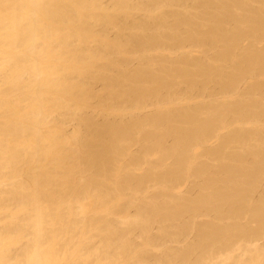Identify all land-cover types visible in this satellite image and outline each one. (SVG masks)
I'll return each instance as SVG.
<instances>
[{
	"label": "bare ground",
	"instance_id": "6f19581e",
	"mask_svg": "<svg viewBox=\"0 0 264 264\" xmlns=\"http://www.w3.org/2000/svg\"><path fill=\"white\" fill-rule=\"evenodd\" d=\"M136 1L137 4L133 0H114L115 6L109 10L103 0H0V172L10 169L6 170L9 174H1H7L8 178L14 175L11 180L14 184L6 179V184L9 181L11 186L4 185V177L0 176L1 188L4 185L8 186L6 191L11 190L7 194L3 189L0 204L14 205L8 212L13 205L4 204L7 208L4 211L9 214L5 219L1 216L4 206L0 209V223L7 219V226L3 223L0 232V264H149L147 254L152 250L148 249L155 241L146 236L149 239H144L146 245H143L148 248L143 251L137 250V245L134 250L135 242L124 239L125 242L123 238L139 224L149 230L153 220L161 221L162 228H158L164 233L177 234L174 227L177 221H182L183 215L184 220L185 215L187 219L188 215L193 218L201 210L213 212V218L200 221L203 223L197 226L194 220L182 223L183 220L180 225L181 230L188 232L189 224L194 221L191 227H197L198 239L177 252H170L167 259L161 257L160 263L165 260L166 264H172L174 259L188 264L195 257L192 264H204L205 258L208 264L213 255L221 253L219 264H264V246L253 248L249 254L245 249L251 230L243 221H256L258 230L264 234V192L254 198L261 186L259 180L264 177V46L257 45L264 37V0H192L195 14L185 11L186 6L184 10L181 6V11L179 4L176 5L190 0ZM172 4L178 8L174 10ZM168 6L174 10H170V19L130 21L125 27L128 43L121 47L120 41L113 44L106 36L111 42L107 41L95 27L97 23H110L114 16L110 11L117 16L129 13V7H135V11L149 8L161 11ZM97 37L106 40L100 43L101 48L89 43L91 39L99 43ZM191 42L201 44L198 47L204 48V56H194L193 48L192 53L190 48L183 47ZM88 44L94 47L90 49ZM132 46L144 54L156 48L172 52L171 49L182 50L181 47L186 53L177 52L180 55L175 53L176 57L174 52L166 53L173 55L171 59L165 54L167 50L161 52L165 57L155 53L153 57L151 52L150 58L145 56L144 63H140L143 65H137V69H124L118 78L106 77L102 81L104 96H100L102 91L86 86L85 79H103L100 73L104 70L99 73L103 63L111 62V57L120 53L127 57ZM97 67L98 72L94 70ZM246 75H252L255 80L251 77L249 81L253 82L248 84V90L238 96L237 87L240 88ZM212 82L219 84L220 91L210 97L208 86ZM207 88L210 98L197 101L193 93L207 92ZM94 99L97 106L91 103ZM148 103L156 109L149 117H138L134 112L129 119L118 116L119 120L115 115L117 110L118 115H123L127 110L124 108L130 106L143 112ZM90 107L94 113L97 108L105 111L104 117L112 111H107L110 107L115 108V114H111L116 118L108 116L100 122L91 115L95 120L92 119L89 111L88 115L77 114L79 117L74 120L79 129L74 127L77 130L72 134L65 133L67 128L63 130L58 117L69 109L85 111ZM120 109L125 110L123 114L119 113ZM129 109L125 114L131 112ZM212 137L218 139L217 144H210ZM169 138L173 143L167 146L165 141ZM135 142L142 144L137 153L130 147ZM200 144L203 148L197 146ZM156 153L172 160L171 163L166 157L168 163L162 160L168 164L166 169H162L165 165L161 162L163 166L159 167ZM151 156L156 157V162L153 159L154 162H148ZM140 169L142 174L138 175ZM183 178L193 179V184L191 179L189 182L200 188L198 195L190 197L181 192L175 195V189L177 193L182 189L175 184L181 187L177 181L183 182ZM151 180L160 188L154 189L156 184H153L156 193L151 189L152 193L145 194L146 189L139 187L149 181L153 183ZM138 188L145 197L137 196ZM114 194L117 199L122 197V202L124 197L125 205L121 204L124 207L118 205L120 201H115ZM132 194L137 195L132 198ZM137 197L140 199L135 203ZM134 203L138 204V208L134 207L138 212L133 216L134 213H129V220L125 212L122 214L126 217L121 214L122 221L111 219L115 215L116 219L120 217L117 208L126 209ZM169 229L175 231L171 233ZM97 236L104 237L105 242L100 245L105 244L107 250L115 249L114 244L120 240L118 243L124 245L116 252H104L107 255L100 252L101 246L100 251L96 247L106 255L103 256L95 249ZM239 239L246 243L240 240L236 245ZM130 243L133 250L129 249ZM240 243L243 246L238 250L243 247L247 253L237 251L242 253L235 256V246ZM208 253L212 255L209 259L205 257ZM215 258L211 259L212 263Z\"/></svg>",
	"mask_w": 264,
	"mask_h": 264
},
{
	"label": "rangeland",
	"instance_id": "374dc122",
	"mask_svg": "<svg viewBox=\"0 0 264 264\" xmlns=\"http://www.w3.org/2000/svg\"><path fill=\"white\" fill-rule=\"evenodd\" d=\"M103 1L105 2L106 5L109 6V7L107 6V8H110V7L115 6V5H112V4H114V0H111V1H110V0H103ZM112 1H113V2H112ZM133 1H135L136 3H135V2H134V3L137 4V1H136V0H133ZM138 1L144 2L145 0H138ZM188 1H189V0H188ZM190 1H191V2H190ZM190 1H189V3L185 1L184 4H180V3H177V2H175L174 4L177 3V4H176L177 6H178V4H179L178 7H179V9H181V11H182V8H183V10H184V8H185V6H186V7H188V8H187L188 10L185 8V9H186L185 11H189V10H191L190 12L194 13L195 10H194V9L192 10V8H194V7H192L193 2H192V0H190ZM107 2H108V3H107ZM109 3H110V5H109ZM253 3H254V2H253ZM253 3H252V4H253ZM174 4H172V5H173V9L175 10V8H176L177 6H174ZM189 4H191V9H189V8H190V5H189ZM254 4H255V3H254ZM161 5H162V4H161ZM187 5H188V6H187ZM162 6L165 7L164 5H162ZM181 6H182V8H180ZM143 7H144V6H143ZM154 7H156V6H154ZM158 7H159V8H158ZM160 7H161V6H157L156 9H161ZM163 7H162V8H163ZM168 7H171V6H168ZM168 7L162 9V10H161L162 12H161L160 10H157V11H156V9H151V8L146 9V10H145V9H143V10H139V11L137 10V11H138V12H137V11H135V7H133V9H134V11H135V12H134L133 9H132V7H129V8H130L129 13H126V14H125V13H124V14L119 13V14H121V15L118 14L117 16H116L115 12L110 11V12H109L110 15H114L113 18L110 20V23H109V24H107V23H103V24H101V23H97V24H95V27H98V28H97L98 33H99L101 36L103 35L104 38H105L107 41H108V40L110 41V39H111L113 44H116L115 41H116V42H119V41H120L119 43L121 44V45H120V47H121L122 45H124V44L127 45V43H128V40H127L128 35L125 33V32L127 31V30H126L127 28H125V27H126L127 24H129L130 21H132V23H133V21H134V23H135L136 21H137V22H138V21L141 22V20L143 21V19L145 18L144 21H145V20H151V21H153V22H158L157 20L160 19V18H161V19H162V18L170 19V18H171V16H170V15H171L170 10H171L172 12H173L174 10L172 9V7H171L170 9H169ZM178 7H177V8H178ZM114 8H115V7H114ZM129 8H128V9H129ZM177 8H176V9H177ZM111 9H112V8H110L109 10H111ZM179 9H178V10H179ZM144 10H145V12H144ZM164 10H165V11H164ZM168 10H169V11H168ZM147 11H148V12H147ZM151 11H152V12H151ZM179 11H180V10H179ZM154 12L157 13V14H155ZM153 13H154V14H153ZM162 13H164V14H162ZM165 13H166V14H165ZM195 13H196V11H195ZM195 13H194V14H195ZM102 14H103V13H102ZM129 14H130V15H129ZM138 14H139V15H138ZM142 14H143L144 16H143ZM145 14H146V15H145ZM169 14H170V15H169ZM104 15H105V14H104ZM126 15H127V16H126ZM132 15H133V16H132ZM149 15H150V16H149ZM167 15H168V16H167ZM197 15H198V14H197ZM120 16H121V17H120ZM135 16H136V17H135ZM140 16H141V17H140ZM146 16H147V17H146ZM162 16H163V17H162ZM110 17H112V16H110ZM110 17H109V19H110ZM115 17H116V19H115ZM118 17H119V18H118ZM125 17H126V18H125ZM131 17H132V18H131ZM137 17L140 18V19H138ZM168 17H169V18H168ZM130 18H131V19H130ZM135 18H136V19H135ZM150 18H151V19H150ZM117 19H120L121 21H120V20H117ZM134 19H135L136 21H135ZM152 19H153V20H152ZM114 21H115L116 24L114 23ZM111 23H112V24H111ZM99 24H100V25H99ZM117 24L122 28V30H121V28H120ZM123 24H124V26H123ZM109 25H110V26H109ZM112 25H113V26H112ZM114 25H117V26H114ZM110 27H111V28H110ZM113 27H115V28L112 29ZM116 27H117L118 29H117ZM103 28H104V30H103ZM107 28H108V29H107ZM100 29H101V30H100ZM111 29H112V30H111ZM115 29H116V30H115ZM117 30H118V31H117ZM125 30H126V31H125ZM180 30H181V29H180ZM120 31H121V32H120ZM102 32H103V34H102ZM107 32H108V33H107ZM117 32H118V33H117ZM122 32H123V33H122ZM181 32H182V30H181ZM98 33H97V34H98ZM125 34H126V35H125ZM91 35H93V34H91ZM100 35H98V36H100ZM109 35H110L111 37H110ZM112 35H113V36H112ZM115 35H116V36H115ZM123 35H124V36H123ZM96 36H97V35H96ZM101 36H100V37H101ZM106 36L109 37L110 39H108ZM118 36H119L120 39L118 38ZM121 36H123L124 38L121 37ZM126 36H127V37H126ZM100 37H97V38H99V39H97V40L99 41V43H97V42H93L94 40L92 41V39H91V42H89V43H94V46H95V45L97 46V47L95 46V48H101L103 45L100 44V43H105L106 40L104 41V40H103L104 38L102 37L103 39H101ZM121 38H122V39H121ZM100 39H101V41H100ZM115 39H116V40H115ZM102 40H103V41H102ZM124 40H125L126 42H125ZM121 41H124L125 43L122 42V43H123V44H122ZM110 42H111V41H110ZM259 42H260V44H259ZM96 43H97V44H96ZM129 43H130V42H129ZM191 43H192V42H191ZM191 43H190V44H191ZM244 43L247 44L248 42L245 41ZM261 43H262V44H261ZM130 44H131V43H130ZM187 44H188V43H186L185 46H183V47H184V48H188V49L190 48L189 50L192 51V53L194 52L193 50H195L196 52L193 53L194 56H195V55H196L197 57L204 56V54H203V52H202L204 48H203V47L200 48V47H201V44H199V43H197V44H193V43H192L191 45L188 44V45H189L188 47H187ZM99 45H100V46L102 45V46L100 47ZM257 45H258L259 47L261 46V48L264 46V37H261V40H258ZM87 46H88L90 49H92V48L94 47V46H92V44H91V45L88 44ZM190 46H192V47H190ZM198 46H200V47H198ZM91 47H92V48H91ZM116 47H117V46H116ZM120 47H119V48H120ZM183 47H181L182 50H178V49H180V48H176L177 50H175V48H174V49H171L172 52H171V51H170V52H171V53L174 52L173 54H175V53H177V52H180L181 54L186 53V52H183V51H186V49L184 50ZM197 47H198V49H195V48H197ZM132 48H133V49H131V52L128 51V54H127L128 56H127V57H124V58H123V56H125V55L122 56V55H121L122 53H120V56H119V55H118V56H117V55H114L113 57H111V58H112V61H111V59L109 58L111 62L106 63V62H108V61H106V62H105L106 64L103 63L105 66L102 64V66L104 67V69H101V68H103V67L101 66V64H99V66H101V67H99V68H100L99 70H101V71L98 70V67H97V69L95 68L94 70H96V71L98 70L99 73H100V72H103V70H104L103 73H100V75L102 76L103 79H102V80H99V81H98V80H94V81L91 80V81H90V80H88V79H85V80H86L85 84H87L86 86H87V87L90 86V87H89L90 89L93 87L92 90L95 89L96 92L102 91L101 94H100V96H104V95H102V94L105 92V89H104V85H105V84H104V82H102V81H104V79H106V77H108V76L110 75L109 77H113V76H114L115 78H118L119 75L121 74L120 72H123L124 69H125V71H128V70L131 71V70H134L135 68L137 69L138 66H139V67L142 66L143 64L140 65V63H144L145 60H144L143 58H144L145 56H147V57L149 56V58H150V56H151L150 54H152L151 52H153V55H152V56H153V57H156L155 54H158L159 56H160V55H161V56H164L163 54H164V52L167 50V49H165V51H164V49H160V50H159L158 48H156V49H151V50H149L150 52H149V51H148V52H149L150 54L147 53L148 55H147V54H144V53H143L144 51H142L141 53L144 54V55H142V54L140 53V49L136 48L135 46H134V47L132 46ZM192 48H193V50H191ZM199 48H200L201 50H200ZM120 49H121V48H120ZM120 49H119V50H120ZM129 49H130V48H129ZM97 50H98V49H97ZM119 50H118V48H117V51H118V52H119ZM121 50H122V49H121ZM132 50H133V51H132ZM154 50H156L157 53H156ZM168 50H170V49H168ZM168 50L165 52V54L169 52ZM174 50H175V51H174ZM197 50H199V51H197ZM162 51H164V52H162ZM181 51H182V52H181ZM204 51H206V50H204ZM133 52H134V53H133ZM161 52H162L163 54H162ZM170 52H169V53H170ZM201 52H202V53H201ZM126 53H127V52H126ZM126 53H124V54H126ZM130 53L133 54V55H129ZM135 53H136V54H135ZM145 53H146V52H145ZM154 53H155V54H154ZM159 53H160V54H159ZM199 53H201V54H199ZM205 53H206V52H205ZM138 54H140V55H138ZM154 55H155V56H154ZM166 55H168L169 58L173 57V55H169V54H166ZM166 55H165V56H166ZM177 55H180V54L177 53ZM135 56H136V57H135ZM138 56H139V57H138ZM142 56H143V57H142ZM161 56H160V57H161ZM165 56H164V57H165ZM168 56H167L166 58H168ZM140 57H141V58H140ZM153 57H152V58H153ZM157 57H158V56H157ZM174 57H176V54L174 55ZM127 58H128V59L130 58V59L127 61ZM169 58H168V59H169ZM125 59H126V60H125ZM142 59H143V60H142ZM171 59H172V58H171ZM131 60H132V61H131ZM136 60H137V61H136ZM114 61H115V62H114ZM113 62H114V63H113ZM125 62H126V63H125ZM138 62H139V63H138ZM157 62H158V61H157ZM130 63H131V64H130ZM112 64H113L114 66H113ZM116 65H117L119 68L116 69V67H117ZM121 65H122V66H121ZM127 65H128V67H126ZM137 65H138V66H137ZM156 65H158V64H156ZM156 65L154 64V67H155ZM120 66H121L122 68H121ZM158 66H159V65H158ZM158 66L155 67V68H158ZM110 67H112V68H110ZM123 67H124V68H123ZM154 67H153V68H154ZM127 68H129V69H127ZM121 69H123V70H121ZM130 69H131V70H130ZM98 71H97V72H98ZM125 71H124V72H125ZM104 73H106V74H104ZM104 75H105V76H104ZM111 75H112V76H111ZM116 76H117V77H116ZM109 77H108V79H109ZM248 77H250V78H248ZM251 77H252L253 80H255V78H253L252 75H246L245 78H243V79H246V80H244V82H242L243 80L240 82V85H241V86L239 85L240 88L237 87V89H239V90H238V93L236 92V94H237L238 96H239L240 93H243V94H244V93L246 92L245 90H248L250 83L253 82V80H252V82H250V81H251ZM247 80H248V81H247ZM249 80H250V81H249ZM91 82H92V83H91ZM245 82H246V83H245ZM213 83H214V82L210 83V85L208 86V88H210L209 90H210L211 93L209 92L208 88H207V90H208L207 92L204 91V92H206V93H204V92H203V93H200V92H199V94H197V92H196V94L193 93V95H195V96L197 97V98L195 97L196 99H198L197 101H201V102H202V101H204L205 99L208 100V99L211 97V94H212V93H214V94L216 93V94H217V92L220 91V90L218 91V89H220V88H218V87H220L219 84H218V83H217V84L214 83V85H216V86H214ZM241 83H242L243 85H244V84H245V85L243 86ZM182 84H183V83H181V86H182ZM248 84H249V85H248ZM93 85H94V86H93ZM102 85H103V87H102ZM217 86H218V87H217ZM246 86H247V87H246ZM183 88H184V87H183ZM98 89H99V90H98ZM102 89H103L104 91H103ZM184 89H185V88H184ZM212 89H213V90H212ZM240 90H241V91H240ZM243 90H244V91H243ZM214 91H215V92H214ZM208 92H209L210 94H209ZM98 94H99V93H98ZM203 94H205V95L207 94V95L205 96V95H203ZM208 94H209L210 97L208 96ZM236 94H234V95H236ZM198 95H199V96H198ZM234 95H233V96H234ZM200 96L202 97L203 100L201 99ZM238 96H237V97H238ZM254 96H257V95L254 94ZM258 96H259V95H258ZM258 96H257V97H258ZM198 97H200V98H198ZM206 100H205V101H206ZM95 101H96V100L94 99V100L91 101V103L93 104V102H94L93 105H96V102H95ZM92 104H91V105H92ZM107 104H108V103H107ZM108 105H109V104H108ZM96 106H97V105H96ZM146 106H148V107H146ZM93 107H94V106H93ZM93 107H90L89 110L87 109V110H85V111H84V110L82 111V108H80L81 110L78 109L79 111H81V113H80V112L77 113L78 110H76V111L73 110V109H72V110H71V109L66 110V113L64 112V114H65V115L68 114V117H70V118L72 119L73 123H72L71 119L69 120L68 117H67V119H66V116H67V115L64 116V114H63L64 118H62V117H63L62 115H61V117H58L59 120L61 119V120H60V121L62 122L61 124L64 126V127H63V130H65V128H67V129L65 130L66 132H65V131H63V132H65V133H67V134L69 135V134H72L75 130H77V128L79 129L78 125H75L76 122H75L74 119H76V118H78L79 116H81V114H82V115H84V114L88 115V111L90 112L89 114H90V117H91V118H92V116H95L96 119H98V120H95L94 117H93L92 119H94L95 121H100V122H101L104 118H105V120H107L108 116H110L109 118H112L113 115L115 114L114 109L116 108V106H114L115 108H113V109H112L111 107H110V109L108 108L109 110H107V111H110V110H112V111L109 112V115H107L108 112H106V114H105L106 116H105V117H104V114L102 113V112L105 113V111H100V110L97 108V109H95V111L97 110V112H95V113H96V114H95V113L93 112V111H94ZM83 108H85V107H83ZM91 108H92V110H91ZM94 108H96V107H94ZM134 108H135V107H133V106H132V107L130 106V109H129V107H128V108H127V107L124 108L125 110H126V109H127V110H128V109L131 110V112H130V113L127 112V114H125L127 110L125 111L124 109H120V110H122V111L119 110V111H120L119 113L122 112L121 114H123V112L125 111V113H124L123 115H120V114L118 115V110H117V113H116L115 115L117 116L118 119H119V117H120V118H122V119L125 120V119H129V118H130V115H135L136 113H137V114H136L135 116H138V115H139L138 117H140V116H147V117H149V116L152 115V113L156 110V109H155V105H154V106H153V104L150 105V103H148L147 105H145V108L148 109V110H146L145 108L142 109V110H145V111H143L144 113H143L142 111H140V109H138V110L140 111V112H138V110H137L136 108H135V109H136V110H135ZM151 108H152V109H151ZM85 109H86V108H85ZM116 109H117V108H116ZM116 109H115V110H116ZM98 110H99V112L102 113V114H100V113L97 114V113H98ZM152 110H153V111H152ZM67 111H68V112H67ZM71 111H72V112H71ZM113 111H114V112H113ZM74 112H75V113H74ZM134 112H136V113H134ZM141 112H142V113H141ZM111 113H114V114H111ZM132 113H133V114H132ZM74 114H76V115H74ZM77 114H78V115L80 114V115L78 116ZM144 114H145V115H144ZM148 114H149V115H148ZM91 115H92V116H91ZM101 115H102V116H101ZM124 115H125V116H124ZM126 115H127V116H126ZM128 115H129V116H128ZM153 115H154V113H153ZM71 116H72L73 118H72ZM118 116H119V117H118ZM123 117H125V118H123ZM126 117H127V118H126ZM101 118H102V120H101ZM113 118H116V117L114 116ZM64 119H66V120H64ZM67 120H69V121H67ZM76 120H77V119H76ZM105 120H103V121H105ZM119 120H121V119H119ZM65 121H66V122H65ZM103 121H102V122H103ZM64 122H65L66 124H65ZM70 123H71V124H70ZM64 124H65V125H64ZM69 124H70V125H69ZM72 124L75 125V126H73ZM74 127H77V128L75 129ZM74 129H75V130H74ZM73 130H74V131H73ZM68 131H69V132H68ZM71 131H72V132H71ZM67 134H66V135H67ZM212 138H214V137H212ZM212 138H211V139H212ZM215 138H216V137H215ZM215 138H214V139H215ZM211 139L209 140V141H211L210 144H212V143H214V142L216 143V141H218V139H217V140L215 139L214 141L211 140ZM172 141H173L172 138H169V139H167V140L165 141V143H166V145H167V144H171V143H173ZM215 143H214V144H215ZM217 143H218V142H217ZM217 143H216V144H217ZM210 144L208 143V145H210ZM131 146H132L133 148H132ZM167 146H169V145H167ZM197 146H201V144H200V145H197ZM210 146H215V145H210ZM130 147H131V149H132V150H131V149H130V150H131L133 153H134V152L137 153L138 151H140V150L142 149V144H141V143H138V144H137V143L135 142L134 144H131ZM201 147L203 148V145H202ZM201 147H200V148H201ZM200 148H199V149H200ZM133 149H134V150H133ZM135 149H138V150H135ZM201 150H203V149H201ZM198 151H199V150H198ZM200 152H201V151H200ZM156 155H157V153H156ZM156 155H155V156H156ZM155 156H151V158H149V161H148V162H151V163L154 162V161L156 162L157 159H158V161H159V159H160L159 164H160V162H161V164H162L163 162H164V163H168V162L171 163V161H172L171 159H169V158L166 157L165 155L163 156V155L159 154L160 157H158V155H157V157H158L157 159H156ZM152 157H153V158H152ZM154 157H155V158H154ZM165 157L167 158V161H168V162L166 161V158H165ZM151 159H153L154 161L151 160ZM163 159H164V160H163ZM128 160H129V159H128ZM162 160H163V162H162ZM169 160H170V161H169ZM164 163H163V164H164ZM215 163H216V162H215ZM147 164H148V163H147ZM147 164H146V165H147ZM159 164H157V166H159ZM161 164H160L159 167L162 168L163 165L161 166ZM164 165H165V166H164L165 168H162L163 170L166 169V167H167L166 165H168V164H164ZM143 166H144V165H143ZM159 167H158V168H159ZM146 168H147L146 166H145V167H142V172L145 171L144 169H146ZM161 168H159L160 171L162 170ZM6 170H10V169H4V171H1V172H2V173L5 172V173H8V174H9L10 171L7 172ZM1 172H0V174H1ZM11 172H12V170H11ZM137 172H138V173H137L138 175H141V174H142L141 169H140V172H139V171H137ZM5 173H4L3 175H2V174L0 175V176L4 177L5 179L2 178V177H0V178H2V180L5 181V183H3V181L1 180L2 183H3L4 185H8V184H9V181H11V180L13 179L14 175L9 176V178H10V179H9L8 176H7V174L5 175ZM139 173H140V174H139ZM12 174H13V173H12ZM4 175H5L6 177H5ZM15 176H16V175H15ZM6 179L9 180L7 184H6V181H7ZM183 179H184V178H183ZM186 179H187V178H185V179L183 180V182H181L182 179H179V180H181V181H179V180L177 181V182H180V183H181V187H180V184H175V185H176V186L179 185V188H182V189H180L181 191H179V193H177L178 189H175V190H177L175 195H181V194H180V192H181L182 195H185V194H186V195H189L190 197H192V196L195 197V195L197 194V191L200 192V190H199L200 188L197 187L196 184H194L195 186L192 185V184L194 183V182L192 181V180H193L192 178H190L191 180L188 178V179L192 182V184H191V182H189V180L186 181ZM262 179H264V177H263ZM262 179L259 180V184H260L261 186H259V187L257 188L258 191H257V189H256L255 194H254L255 197L253 196L254 198H258V197H260V196L263 194V192H264V180H262ZM13 181H14V180H13ZM13 181H11V185L14 184ZM151 181H152V180H151ZM152 182H153V183H150V181H149L150 184L147 182V184H145L144 186L139 187V188H140V189H144V188H145L146 190H143L144 193H145V192L147 193V191H149V192H151V193H152V191H153V193H156V192H155L156 190L154 191V189L159 190L158 188H160V187L157 188L156 186H158V185H157L156 183H154V181H152ZM184 182H185V183H184ZM2 183H1V185H3ZM153 184H154V185L156 184V185L154 186ZM4 185L2 186L3 188H1V186H0V190L2 189V190L0 191V195H2L1 192H4V190L8 187V186L4 187ZM9 185H10V184H9ZM11 185H10V186H11ZM147 185H150V187L147 186ZM153 186L155 187L154 189H153ZM171 186H172V185H171ZM176 186H175V187H176ZM146 187H147V188H146ZM175 187H174V188H175ZM139 188H138L139 191L136 190L137 192L135 191V193H137V194L140 193V192L143 193V191L140 190ZM176 188H177V187H176ZM197 188H199V189H197ZM3 189H4V190H3ZM147 189H148V190H147ZM149 189H150V190H149ZM151 189H152V191H151ZM8 190H9V189H8ZM8 190H7V191L5 190V192H6L7 194L11 191V190H10V191L8 192ZM259 190H260V191H259ZM261 191H262V192H261ZM149 192H148V193H149ZM157 192H158V191H157ZM135 193H133V194H135ZM141 193H140V194H141ZM146 193H145V194H146ZM148 193H147V194H148ZM151 193H150V194H151ZM183 193H184V194H183ZM260 193H261V194H260ZM3 194H4V193H3ZM117 194H118V193H116V196H117ZM133 194H132V198H133V196H136V195H137V194H136V195H133ZM140 194H138L137 196H139V197H140V196H141V197H145L144 194H143V195H142V194L140 195ZM150 194H149V195H150ZM5 195H6V194H5ZM122 195H123V194H122ZM152 195H153V194H152ZM197 195H198V194H197ZM118 196H119V195H118ZM150 196H151V195H150ZM256 196H257V197H256ZM139 197H137L136 199L134 198L136 201L133 199L135 203L139 202V201H138V198H139ZM141 197H140V198H141ZM146 197H149V196L146 195ZM115 198L117 199V197H115V194H114V199H115ZM140 198H139V199H140ZM160 198H161V197H160ZM114 199H113V200H114ZM116 199H115V201H120L119 203L116 202V205H117V203H118V205H120V207H124V205H125V204H124V203H125V201H124V197H123V202H124V203L122 202V200H120V199H122V197H121L120 199H119V197H118L119 200H118V199L116 200ZM163 199H164V196H163ZM122 203H123L124 205L121 206ZM135 203H134L132 206L130 205L131 207H128V208H126V209H125V208L122 209V208L119 207V210H120V211H119L118 208H117L116 211L118 212V214H120V215H119L120 217H117V219H116V217H115L116 215H115V216H111L112 218H111V217H110V218L113 219V220H118L119 218H121V220L119 219V221H122V219H123L124 217L122 218V217H121V214L124 213V212H125L126 214H128L127 217L129 216V213H131V214L134 213V214H132V216L135 215V214H137L138 209H136V208H134V207H137V208H138V204H137V206H136ZM4 204H5V203H1V204H0V207H1L2 205L4 206V209H3V207L0 208V209H3L2 211L4 212V214H3V212H2L3 215H1V216L3 217V219H5L6 216L9 215V214L6 215V212H7V211L9 212V211L14 207V205L12 204V202H11V205H10V203H7L8 205L5 204L6 206H12V205H13V206H12V207H9V208H10L9 210L4 211L5 209H7V208H5L6 206H5ZM122 210H124V211L122 212ZM127 210H128V212H127ZM130 211H131V212H130ZM134 211H135V212H134ZM120 212H121V213H120ZM205 212H206V213H205ZM125 213H124V214H125ZM124 214H122V215H124ZM131 214H130V215H131ZM4 215H5V216H4ZM203 215H204V216H203ZM205 215H206V216H205ZM210 215H211L212 217H211ZM124 216L126 217V215H124ZM185 216H186V217H185V218H186L185 220H184V218H183L184 215H183V217H182V219H181L182 221L184 220L183 222L179 220L180 223H178L179 221H177V224H178V225H176L175 223H173V224H175L174 227L177 228V229H176L177 231L174 230L175 228L173 227V224H172V225H171V224L169 225V227L171 226L172 228H174V229H169V230H171V233H172L173 231H175V232H177V234L173 232L172 235H169V234H168V231H167V232L165 231L166 233H164V232H163V229H162V230L159 229V228H162V226H161V225H162V224H161V221H160V220H159V221H158V220H157V221H156V220H153V223L151 222L152 224L150 223V224L148 225V226H150V227H149V230H147L148 227L145 226L144 224H142V225L139 224L141 227H140L139 225H138V226H135V228L133 229V231H131L128 235H126V238H123L122 241H125V242H126V241L128 240L129 242H132V244L135 242V243L133 244V246H132L131 243L129 244V249H130V246H132L134 250L137 249V247H138L137 250H140V249H141V250L144 251V250H147V248H148V247H146V246L143 245V243L146 245V243H145L146 241H145L144 239H146V236H148V237L150 236V237H149L150 240L153 239V240L155 241V242L153 243L155 247H153V244H152V245H151L152 248H151V249H148V251H149V250H152V251L149 252L150 254L148 253L149 255L147 254V256H148V257H147V258H148V259H147V261H148L147 263H149V264H154V262H155V264H162L165 260H163L162 263H160L158 260H160L161 257H163V259H164V257H166V256H167V257H170V252H174L175 250L179 251V250H181V248L183 249V248L187 247V246L189 245L190 242L193 244V243L198 239L197 227H195L196 229L194 228V226L191 227V226L193 225L194 221H195V224H194V225L197 226V224H198L200 221H203V220H204V221L206 222L207 219H208V220H211V218H213V216H214V213H213V212L210 213L209 211L207 212L206 210H201V211H199L198 213H196L195 215H193V216H194L193 218H191L190 215H188V218H189V219H187V215H185ZM208 216H209V218H208ZM2 217H1V219H2ZM113 217H115V218H113ZM130 217H131V216H130ZM130 217H128V219H127V218H126V219L129 220ZM7 218H8V217H7ZM190 218H191V219H190ZM126 219H124V222H126V221H125ZM244 219H246V218H244ZM6 220H7V219H6ZM6 220H4V221L2 220V221H1L2 225H0V228H1L2 226H4L5 224H6V226H7ZM9 220H10V219H9ZM9 220H8L7 222H9ZM187 220H194V221H192V222H193L192 224H189V225H191L190 228L188 229V232H189V233L187 232V230H186V231H185V230H181V229H182V228H181L182 226L180 227V225H182V223H187V222H188ZM247 220H248V219H247ZM247 220H246V221L243 220V221L246 223V226H248L249 229L251 230V233H250L251 236H250V235L248 236V239H249V240H247V243L244 242V241L242 242V239H239V240H237V242H236L237 244H236V245H239L238 243L240 242V240H241V243H246V244H244V245H245V249H247L248 254H249V252L253 251L255 248H256L255 250H257V249H258V248H257L258 246H259V247H263V246H264V234L260 233V231L258 230V228H257L258 225H257L256 221H250L251 219L248 220V221H247ZM186 221H187V222H186ZM196 221H197V222H196ZM181 222H182V223H181ZM227 222H231V221H228V220H227ZM250 222H251V223H250ZM252 222H253V223H252ZM1 223H0V224H1ZM3 223H5V224L3 225ZM189 223H190V221H189ZM201 223H203V222H200V224H201ZM163 224H164V223H163ZM250 224H251V225H250ZM142 226H144V227H142ZM154 226H155V227H154ZM159 226H160V227H159ZM163 226H164V225H163ZM178 226L180 227V229H179ZM146 227H147V229H146ZM158 227H159V228H158ZM137 228H138V229H137ZM144 228H145V230H144ZM255 228H256V229H255ZM2 229H3V228L0 229V232L2 231ZM193 229H195V232H194ZM253 229H255V230H253ZM151 230H152V233H150ZM172 230H173V231H172ZM178 230H179L180 232H179ZM142 231H143L144 233H142ZM158 231H161L163 234H162L161 232H158ZM252 231H253V233H252ZM146 232H148V233H146ZM154 232H155V233H154ZM156 232H157V233H156ZM258 232H259V233H258ZM153 233H154V234H153ZM159 233H160V234H159ZM184 233H185V234H184ZM145 234H146V235H145ZM148 234H150V235H148ZM152 234L155 235V237H154ZM157 234L159 235L160 239H159V237H158ZM161 234H162V235H161ZM164 234H165V235H164ZM167 234H168V235H167ZM174 234H175V237H174ZM182 234H183V235H182ZM186 234H187L188 236H185ZM195 234H196V235H195ZM252 234L254 235V237H253ZM141 235H142V237H141ZM177 235H178V236H177ZM256 235H257V236H256ZM260 235H261V236H260ZM161 236H162V237H161ZM258 236H259V237H258ZM97 237H98L97 239H96V237H95V240H96V242H95V245H96V246H95V249H96V247L98 248V247L101 246V247H100V248H102L101 251H100V248H98L100 252H103V253H104V252H109V251H110V253H112V252H111L112 250L116 252V250H120L119 248L122 247V246H121L122 243H118V242H121V240H120V241L117 242L118 244H117V243L114 244L113 247L116 246L115 249H113L112 247H110V248H108V250H107V249H105V248H106V246H104L105 244H101V245H100V243H102V242L104 243V242H105V240H103L104 237H100V238H99V236H97ZM140 237H141V238H140ZM148 237H147V239H149ZM173 237H174L175 239H172ZM177 237H178L179 239H177ZM250 237H251V238H250ZM252 237H253V238H252ZM102 238H103V239H102ZM154 238H156V239H154ZM162 238H164L165 240L162 239ZM124 239H127V240H124ZM142 239H143V240H142ZM147 239H146V240H147ZM157 239H158V240H157ZM167 239H168V241H167ZM171 239H172V240H171ZM250 239H251V240H250ZM254 239H255V240H254ZM93 240H94V239H93ZM99 240H100V242H99ZM130 240H131V241H130ZM162 240H163V241H162ZM252 240H253V241H252ZM157 241H159V242H157ZM160 241H161V242H160ZM164 241H165V242H164ZM156 242H157V243H156ZM163 242H164V243H163ZM187 242H188V243H187ZM251 242H252L253 245L251 244ZM92 243H93V242H92ZM159 243H160V245H159ZM191 243H190V244H191ZM241 243H240V246H237V247L235 246V250L237 249V250H236V253H235V256H236V254H238L237 251H242V250H244L245 254L247 253L246 250L243 249V247H242V250H238V248H240L241 246H243V244H241ZM248 243H249V245H248L247 248H246V245H247ZM97 244H99V245H97ZM119 244H120V246H119ZM139 244H140V246H139ZM141 244H142V245L144 246V248H146V249H143V246H141ZM156 244H157L159 247H161V249H160L159 247H156V246H157ZM92 245H93V244H92ZM102 245H103V247H102ZM122 245H124V243H123ZM136 245H137V247H136ZM166 245H168V246H166ZM254 245H255V247H251V246H254ZM134 246H135V248H134ZM151 246H150V247H151ZM172 246H173L174 248H173ZM182 246H183V247H182ZM93 247H94V246H93ZM104 247H105V248H104ZM118 247H119V248H118ZM141 247H142V248H141ZM162 247H163V248H162ZM166 247H167V248L171 247V248L167 249ZM175 247H177V248L175 249ZM249 247H251V248H250V251H249V249H248ZM103 248H104L106 251H105ZM111 248H112V249H111ZM117 248H118V249H117ZM154 248H157V249H155L156 252H155V250H153ZM253 248H254V249H253ZM110 249H111V250H110ZM133 249H130V250H133ZM163 249H164V250H163ZM166 249H167V250H166ZM172 249H173V250H172ZM251 249H252V250H251ZM121 250H123V249H121ZM157 250H158L159 253L157 252ZM159 250H160V251H159ZM96 251L99 252L97 249H96ZM148 251H146V252H148ZM167 251H168V252H167ZM177 251H175V252H177ZM100 252H99V253H100ZM146 252H145V253H146ZM151 252H152V253H151ZM154 252H155L156 254H155ZM162 252H163V253H162ZM165 252L168 253L169 256H168V254H166ZM234 252H235V251H234ZM242 252H243V251H242ZM242 252H239V254L242 253ZM244 252H243V253H244ZM103 253H102V254H103ZM110 253H109V254H110ZM232 253H233V252H232ZM100 254H101V253H100ZM102 254H101V255H102ZM104 254H106V253H104ZM104 254H103V256H106V255H107V254H106V255H104ZM159 254H161V255H159ZM164 254H166V255H164ZM210 254H211V253H210ZM212 254H213V253H212ZM217 254H218V252H217ZM220 254H221V253H219L218 256H217V255H215V256H214V255H213V256L210 255V256H209V253H208V255H206L205 257L208 256L207 258L209 259V257L211 258V256H212L213 258H211V259H213V260H214L215 257H216V258L218 257V260L215 258L216 261H213V260H212V261H213V263H214V262H215V263L217 262V264H219V257H220L219 255H220ZM239 254H238V255H239ZM151 255H152V256H151ZM153 255H154V256H153ZM156 255H157V256H156ZM222 255H223V254H222ZM222 255H221V256H222ZM155 256H156L158 259H157ZM151 257H152V259H151ZM167 257H166L165 259H167ZM220 258H221V257H220ZM154 259H155V260H154ZM193 259H194V260H193ZM193 259H191V260H192L193 262H195V261H196V258L193 257ZM205 259H206V258H205ZM205 259H204V261H202L204 264H205ZM211 259L209 260L210 262H211ZM106 260H107V259H106ZM149 260H150L151 262H150ZM152 260H153V261H152ZM156 260H157V261H156ZM161 260H162V259H161ZM161 260H160V261H161ZM172 260H173L172 262H174V263L176 262V264H177V262H179V261H175L174 259H172ZM192 261H191V262H187V263H188V264H190V263L192 264ZM209 261L206 260V263L209 262ZM104 262H105V261H104ZM152 262H153V263H152ZM210 262H209L208 264H210ZM125 263H126V262H125ZM164 263H165V262H164ZM174 263H172V264H174ZM179 263L184 264V263H186V262H179ZM179 263H178V264H179ZM213 263L211 262V264H213ZM165 264H166V263H165ZM169 264H171V263H169Z\"/></svg>",
	"mask_w": 264,
	"mask_h": 264
}]
</instances>
